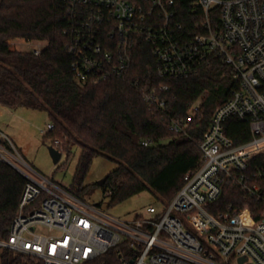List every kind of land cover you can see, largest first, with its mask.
I'll return each mask as SVG.
<instances>
[{
	"label": "built area",
	"instance_id": "obj_1",
	"mask_svg": "<svg viewBox=\"0 0 264 264\" xmlns=\"http://www.w3.org/2000/svg\"><path fill=\"white\" fill-rule=\"evenodd\" d=\"M60 1L74 18L65 31L70 36L67 49L82 84L125 75L138 45L145 42L163 78L187 77L211 56H221L239 85L212 114L199 143L202 164L184 176L168 204H150L131 219L112 216L40 173L0 129V160L27 179L0 250H8L9 261L11 251H17L36 257L37 264H95L125 242L124 264H264V193L257 183L264 173H246L250 161L264 155V0H197L202 18L196 33L178 21L177 0ZM41 51L33 50L36 55ZM145 99L167 115L156 89ZM194 105L187 119L168 117L172 130L188 133L199 109ZM230 118L248 122L250 140L233 141L226 131ZM54 127L49 122L41 131ZM229 183L262 203L260 219L248 204L222 210L214 205Z\"/></svg>",
	"mask_w": 264,
	"mask_h": 264
},
{
	"label": "trees",
	"instance_id": "obj_2",
	"mask_svg": "<svg viewBox=\"0 0 264 264\" xmlns=\"http://www.w3.org/2000/svg\"><path fill=\"white\" fill-rule=\"evenodd\" d=\"M178 21L187 31L198 32L202 18L197 0H177ZM74 22L68 7L60 0H0V106L26 107L48 113L54 129L44 133V141L70 157L73 148L81 154L71 190L82 199L94 188L85 184L97 156L117 163L103 187L110 192V206L140 193H152L156 205L168 204L203 161L199 149L217 106L224 104L238 88L232 66L221 56H211L187 77L163 78L148 43L135 52L132 66L123 76H113L97 85L80 83L72 70L73 57L66 34ZM220 28V23L216 22ZM46 41L36 55L13 49L11 40ZM167 85L168 89H161ZM156 89L165 100V113L149 107L146 95ZM202 99L199 109L181 135L170 127L168 117L187 119L192 106ZM227 134L236 144L251 139L248 122L230 118ZM151 141L145 146L143 141ZM168 140L167 143L161 141ZM264 173V155L249 163L248 175ZM26 177L0 160V240L8 239L19 209ZM264 193V174L257 180ZM250 205L257 219L262 203L236 184H225L216 201L219 209L228 205ZM128 254L121 242L100 256L95 264H124ZM31 255L0 250V264H37Z\"/></svg>",
	"mask_w": 264,
	"mask_h": 264
},
{
	"label": "rangeland",
	"instance_id": "obj_3",
	"mask_svg": "<svg viewBox=\"0 0 264 264\" xmlns=\"http://www.w3.org/2000/svg\"><path fill=\"white\" fill-rule=\"evenodd\" d=\"M47 45L48 43L46 41L27 42L23 39L11 40L12 48L22 52L44 49ZM201 101L202 99H199L194 106L200 105ZM25 111V124L19 123L17 120L8 121L7 115H4L0 116V127H2L1 124L3 122H7L11 127L18 129L20 134L17 140L5 129L3 131L16 144L28 163L51 180L60 183L64 187L71 188L74 182L81 148L78 146L74 147L70 157H68L67 153H63L60 162L57 164L54 163L48 150L50 144L44 141V133L41 131L50 121L48 113L30 108ZM161 142L167 143L168 140ZM116 167V162L104 156H97L93 160L86 176L85 184L93 186L94 191L86 196L87 202L101 206L112 216L125 219H131L136 214L145 211L150 204H156V199L152 193L143 192L120 204L110 206V192L103 185H100L99 181L116 169ZM37 230L49 232L48 229L42 227H37Z\"/></svg>",
	"mask_w": 264,
	"mask_h": 264
},
{
	"label": "crops",
	"instance_id": "obj_4",
	"mask_svg": "<svg viewBox=\"0 0 264 264\" xmlns=\"http://www.w3.org/2000/svg\"><path fill=\"white\" fill-rule=\"evenodd\" d=\"M26 109H28V108H26V107L9 108V107H5V106H0V116L7 115L8 121L17 120L19 123L25 124L24 115L26 113V111H25ZM1 126L2 127H0V129H2V130L5 129L11 135H13L16 140L19 139L18 135L20 133L18 132V129H16L15 127H11L10 124H7V122H3L1 124Z\"/></svg>",
	"mask_w": 264,
	"mask_h": 264
},
{
	"label": "water",
	"instance_id": "obj_5",
	"mask_svg": "<svg viewBox=\"0 0 264 264\" xmlns=\"http://www.w3.org/2000/svg\"><path fill=\"white\" fill-rule=\"evenodd\" d=\"M48 150H49V153H50L54 163H56V164L59 163L61 158H62L63 153L57 147H55L53 145H49ZM106 180H107V177L103 178L102 180L99 181V184L104 185Z\"/></svg>",
	"mask_w": 264,
	"mask_h": 264
},
{
	"label": "bare ground",
	"instance_id": "obj_6",
	"mask_svg": "<svg viewBox=\"0 0 264 264\" xmlns=\"http://www.w3.org/2000/svg\"><path fill=\"white\" fill-rule=\"evenodd\" d=\"M15 253H20V252H17V251H14Z\"/></svg>",
	"mask_w": 264,
	"mask_h": 264
}]
</instances>
